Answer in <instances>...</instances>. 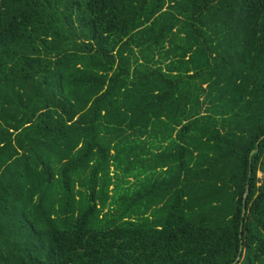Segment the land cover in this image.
<instances>
[{"label": "trees", "instance_id": "16d2710c", "mask_svg": "<svg viewBox=\"0 0 264 264\" xmlns=\"http://www.w3.org/2000/svg\"><path fill=\"white\" fill-rule=\"evenodd\" d=\"M261 172L264 0H0V264H264Z\"/></svg>", "mask_w": 264, "mask_h": 264}, {"label": "water", "instance_id": "95a60500", "mask_svg": "<svg viewBox=\"0 0 264 264\" xmlns=\"http://www.w3.org/2000/svg\"><path fill=\"white\" fill-rule=\"evenodd\" d=\"M248 191H249V189H248ZM247 196H248V194L245 195V198H247ZM243 209H244L243 210V215H245L246 214V201H245V199H244V208ZM241 252H242V247L240 249V255H239L237 261L234 264H237V263H239L241 261V257H242Z\"/></svg>", "mask_w": 264, "mask_h": 264}, {"label": "rangeland", "instance_id": "374dc122", "mask_svg": "<svg viewBox=\"0 0 264 264\" xmlns=\"http://www.w3.org/2000/svg\"><path fill=\"white\" fill-rule=\"evenodd\" d=\"M259 176H260V177H263V176H264V174L261 172Z\"/></svg>", "mask_w": 264, "mask_h": 264}]
</instances>
